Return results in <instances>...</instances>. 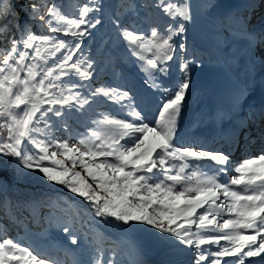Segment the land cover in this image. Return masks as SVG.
I'll list each match as a JSON object with an SVG mask.
<instances>
[{
  "label": "snow or ice",
  "instance_id": "6c2138e0",
  "mask_svg": "<svg viewBox=\"0 0 264 264\" xmlns=\"http://www.w3.org/2000/svg\"><path fill=\"white\" fill-rule=\"evenodd\" d=\"M40 7L33 4V20L42 21L54 35L40 36L27 24L14 25L18 32L8 37L11 47L0 48V130L6 129V136L0 133V156L13 158L33 173L34 179L61 185L83 198L94 217L105 224L126 232L149 231L177 254L195 249L194 264H207L210 257L214 258L211 264H246V258L251 257H262L260 264H264V150L233 165L231 147L228 152L198 151L175 141L194 63L185 58L186 45L174 39L185 33L186 22L191 20L187 0L180 4L155 0L152 7L174 23L163 30L152 27L150 35L114 21L151 86L163 93L154 125L142 109L137 110L130 89L101 86L91 90L93 62L91 57L81 59V54L84 40L102 22L93 15L100 10L95 0L78 7V18L64 15L54 3L43 14L38 12ZM6 14V10L0 13ZM244 24L247 26V19ZM8 31V24H0V38ZM56 33L72 39H62ZM258 37L264 42V24ZM261 58L264 61V55ZM173 59L179 62L180 75L172 85L162 87L156 83L158 74H169L168 61ZM100 97L119 106L114 109L116 115L108 113L94 120L96 128L77 144L52 142L51 128L63 123L70 131L69 121L86 114V106L91 109L92 104L102 103ZM125 112L131 120L120 116ZM260 120L264 121V110ZM247 127V121L236 125L229 140L243 134L245 142L251 143ZM58 155L64 159H57ZM77 166L92 183L74 170ZM230 171L235 175L221 181ZM74 223L73 218L55 227L71 245H79ZM221 241L226 244L221 246ZM92 242L96 243L95 236ZM204 246H216L217 250ZM224 257L237 259L228 262ZM0 264L55 262L5 235L0 238ZM91 264L116 262L106 257L102 244L97 243Z\"/></svg>",
  "mask_w": 264,
  "mask_h": 264
},
{
  "label": "rangeland",
  "instance_id": "374dc122",
  "mask_svg": "<svg viewBox=\"0 0 264 264\" xmlns=\"http://www.w3.org/2000/svg\"><path fill=\"white\" fill-rule=\"evenodd\" d=\"M87 2L88 0H77L76 3L82 6ZM103 2H107L105 4L110 9L113 25L104 23V20L107 19L106 16H103L104 13H93L102 22L93 30V35L84 40L83 53L81 54V59L91 57L93 62L94 75L91 81V90L101 86L118 87L121 90L130 89V94L139 96L141 101L137 110L142 109L147 120L153 119L155 123V118L159 115L157 107L163 93L151 86V80L145 72L141 71V62L131 55L126 43L119 36L114 21L118 20L123 26L148 35H150L152 27L163 30L174 21L165 16L160 9L152 7L155 0H95V6L99 7L98 4ZM171 2L180 4L184 0H171ZM187 3L191 20L186 22L185 33L174 37V39L178 43L186 45L187 55L185 58L194 63L189 73L191 86L177 121L175 141L178 146H191L199 151L204 148L199 149L193 141L183 139L180 134L181 129L187 128L188 130L195 123L199 124L196 128H192L191 133L194 130L195 132L201 130L203 133L205 130L201 115L196 114L195 98L200 93L199 91H206L212 96L217 93L219 95L226 94V91H229L240 102L243 94L247 91L245 77L242 74L246 53L251 52L259 59H262L261 57L264 55V42H261L258 34L250 36V34L237 32L226 25V22L238 23L243 26L244 31H258L259 33L262 24H264V0H187ZM215 7L232 9L235 13L234 17L232 16L234 20L224 21L217 18L216 11H213ZM31 8V6H21L18 12L20 15L28 14L30 16L28 23L32 27L47 31L42 21L33 20V8ZM74 11L76 12L75 17L78 18V11L76 9ZM18 12L16 11V14ZM244 19L248 20L247 26L244 25ZM21 24L24 26L23 22ZM234 41L240 46L234 44ZM3 45L4 40L0 38V48L7 47V42L5 46ZM179 55L184 56V53ZM178 63L175 59L168 61L169 74H158L156 83L161 84L162 87L172 85L180 75ZM76 78L78 79V77ZM146 80H148L147 83H145ZM84 83L89 82L84 81ZM98 99L103 102L92 104L91 109L86 106V114H80V119L73 118L69 121L70 131L65 128L63 123H60L58 127L51 128L49 131L51 137L54 138L52 142L67 141L69 145L77 144L79 139L87 136L91 129L96 128V125L93 124L94 120L102 119L108 113L116 115L114 109H117L118 105L105 101L103 97ZM236 110L238 111L240 108L237 107L232 112L235 113ZM125 114L126 112L120 116L124 117ZM52 119L56 120L57 118L52 117ZM208 129L206 128V130ZM248 130L257 136H264V132L261 130L256 132V128L249 127V124L245 131ZM41 138L48 139V137ZM247 144L246 142L245 145L247 146ZM222 145L220 143L218 146ZM243 146L241 139L237 146L238 151ZM250 152L253 157H257V152ZM3 158L13 166L14 172L22 174L30 184L33 183L34 188L41 191L50 189L52 193H57L55 195L67 196L70 202L61 200L62 204L58 206V213L41 208L40 213L35 219H32V222L19 218L14 219L13 215H8L9 219L0 217V238L6 235L8 238L18 241L22 246L32 249L34 254L44 256L54 261L55 264H91L93 249L97 243L102 244L106 257L114 259L116 264H136L140 263V260L147 261L149 264H194L195 249L177 254L171 250L170 246L157 241L149 231L137 229L126 232L118 226L105 224L100 221V218L94 217L89 203L84 202L83 198L70 193L61 185L34 179V174L22 169V166L18 165L13 158ZM57 159H64V157L58 155ZM231 161L233 165L241 163L237 156H232ZM66 163L68 162L66 161ZM44 164L48 166L49 161H45ZM74 170L81 171V174L92 183L79 166ZM10 179L12 180V178ZM3 181L0 179V192L9 188L8 183ZM93 187H95L94 184ZM47 201L46 203L49 204L51 200ZM198 211L202 212L203 209ZM9 213L12 214V212ZM73 218L75 219L74 227L77 229L75 234L80 240L79 245H71L67 236L55 227L56 224H64ZM94 236L96 243L92 242ZM204 247L213 248V246Z\"/></svg>",
  "mask_w": 264,
  "mask_h": 264
},
{
  "label": "bare ground",
  "instance_id": "6f19581e",
  "mask_svg": "<svg viewBox=\"0 0 264 264\" xmlns=\"http://www.w3.org/2000/svg\"><path fill=\"white\" fill-rule=\"evenodd\" d=\"M213 11H216V17L221 20H234L233 15H235V13L230 8L225 9L215 7L213 8ZM254 32L259 34L258 31ZM244 60L245 62L242 69V74L245 77L247 91L243 94V98L240 102L237 101L236 96H234L229 91H226V94L222 93V95H219L218 93V95L213 94L214 96L210 95L206 91H199L200 93H198L195 98V104L197 108L196 114H200L203 119V125L205 129L203 131V136H205L208 145L207 147H203V145L197 141H193V143L197 145L199 149L204 148V150H222L228 152L229 148L231 147L230 158L232 156H237V159L241 162L245 158H252L253 156L249 154V150L243 148L242 150L238 151L237 149L238 143H240V140L244 137L243 134H241L238 139L233 138L229 140L232 129L236 125L243 124L246 121L252 123L253 116H255V122L264 125V121L260 120L261 111L264 110V61L256 57L251 52L246 53V59ZM140 102L141 101L139 100L138 105ZM237 107L240 108V110H236L235 113L232 112V110L236 109ZM228 113L230 114L228 115ZM191 128H188V130H191ZM206 128H209L210 130H206ZM188 130H186V132ZM256 132H258V130ZM251 137V147H253L252 151L257 152V156H259L262 150H264V140L256 136ZM220 143L223 145L218 146ZM233 175H235V172L230 171L227 176L222 175L220 179L221 181L230 180ZM225 244V241H221V246ZM211 250H217L216 246H213ZM211 259L214 258L210 257L207 264H211ZM236 259L237 258L235 257H224L223 261L232 262ZM261 259L262 257L246 258V264H260ZM141 261L142 260H140V263L138 264H149L147 261Z\"/></svg>",
  "mask_w": 264,
  "mask_h": 264
},
{
  "label": "trees",
  "instance_id": "16d2710c",
  "mask_svg": "<svg viewBox=\"0 0 264 264\" xmlns=\"http://www.w3.org/2000/svg\"><path fill=\"white\" fill-rule=\"evenodd\" d=\"M0 2V13H5V10L7 12L6 17L0 15V24H8L9 26V31L2 37L4 40L3 46H5L7 42V47L5 48L11 47L8 37H14L18 32L17 27L14 25L22 26V22L24 25L27 24L29 30L35 32L37 35H54L49 31L47 26V31L32 27L31 24L28 23V18H30V16H28V14H19L18 9L21 6L32 7L33 4L42 5V7L38 9V12L39 14H43L47 11V6L54 3L61 9L62 13L68 17H75L76 12L74 10L76 9V11H78L77 9L79 7L78 3H76L77 0H0ZM105 3L107 4V2L98 4L100 9L98 13H104L103 16L107 17L104 23L112 26L113 21L110 15V9ZM16 11L18 12L17 14ZM55 35L60 36L62 39H72L71 36L65 37L61 33H56ZM0 133L6 136V129L0 130ZM0 167V179L4 180L3 182H7L9 185L8 189L0 192V217L9 219L8 215H13L14 219L19 218L32 222V219H35L40 213L41 208L57 212L59 211L58 206L62 204L61 200L70 202L67 196L55 195L57 193H52L50 189L41 191L38 188H34L35 185L26 181V177L22 174L14 172L13 166L3 157H0ZM9 178H12L13 181L11 179L9 180ZM47 200H51L49 204H47ZM9 212H12V214Z\"/></svg>",
  "mask_w": 264,
  "mask_h": 264
}]
</instances>
